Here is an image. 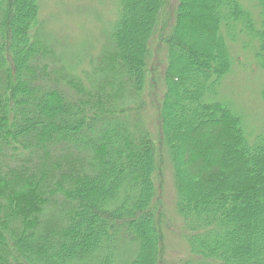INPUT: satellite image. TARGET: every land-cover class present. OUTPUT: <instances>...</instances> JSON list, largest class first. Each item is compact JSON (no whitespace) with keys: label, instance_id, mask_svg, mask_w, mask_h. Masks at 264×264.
<instances>
[{"label":"trees","instance_id":"1","mask_svg":"<svg viewBox=\"0 0 264 264\" xmlns=\"http://www.w3.org/2000/svg\"><path fill=\"white\" fill-rule=\"evenodd\" d=\"M111 3L85 80L42 0H0V264H168L166 159L183 264H264V137L219 100L229 42H257L264 71V0Z\"/></svg>","mask_w":264,"mask_h":264},{"label":"rangeland","instance_id":"2","mask_svg":"<svg viewBox=\"0 0 264 264\" xmlns=\"http://www.w3.org/2000/svg\"><path fill=\"white\" fill-rule=\"evenodd\" d=\"M111 2L112 0H42L41 19L45 22L46 31L59 58L75 68L85 80L88 72H92L98 63L105 43L104 36H101L104 22L106 26L115 17L116 6L114 8ZM229 47L233 68L219 88V100L242 117L248 138L257 140L264 137V71L256 57L259 45L242 38L238 43L229 42ZM160 51L156 65L153 63V76L157 77L158 89L150 88V94L157 92L159 99L165 89L163 73L166 69V53ZM148 99L151 106L152 100ZM155 109L153 105L148 110V115L146 114V121L154 133ZM167 160L162 194L169 219L166 259L168 264H183L191 254L184 237L186 233L183 221L176 213L177 193Z\"/></svg>","mask_w":264,"mask_h":264}]
</instances>
